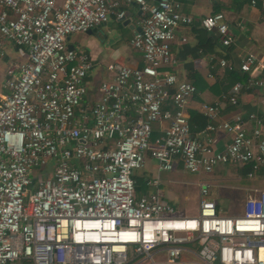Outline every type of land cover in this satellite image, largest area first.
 Returning a JSON list of instances; mask_svg holds the SVG:
<instances>
[{
    "label": "built area",
    "instance_id": "1",
    "mask_svg": "<svg viewBox=\"0 0 264 264\" xmlns=\"http://www.w3.org/2000/svg\"><path fill=\"white\" fill-rule=\"evenodd\" d=\"M130 4L140 12L130 45L142 66H109L113 76L91 99L84 82L91 60L65 40L110 16L123 20L120 7ZM178 7L174 0H0V46L7 41L26 54L7 69L0 98V264H264V190L247 191L240 216L221 215L203 183L193 217L177 216L158 193L135 195L131 176L146 155L164 172L175 159L196 175L219 165L248 167V178L264 170V131L246 135L237 116L216 121L218 102L201 104L207 122L191 135L184 108L195 88L164 70L175 29L192 23ZM199 25L229 46L221 13ZM259 65L249 54L238 69L264 93V78H254ZM241 89L234 84L221 100L234 106ZM166 100L174 112L162 108ZM158 122L167 126L152 139ZM219 132L230 141L216 152L210 135Z\"/></svg>",
    "mask_w": 264,
    "mask_h": 264
},
{
    "label": "crops",
    "instance_id": "2",
    "mask_svg": "<svg viewBox=\"0 0 264 264\" xmlns=\"http://www.w3.org/2000/svg\"><path fill=\"white\" fill-rule=\"evenodd\" d=\"M155 3L156 0H145ZM178 3L181 14L191 18L190 26H178L174 31V38L169 43V53L172 64L164 70L173 74L177 82H187L195 88L184 108V114L189 125L191 135L203 130L207 120L202 115L201 104L218 102L216 121H229L237 116L244 123L246 135L252 129L260 127L264 131V93L261 89L247 85L248 75L239 71L241 61L249 54L253 55L260 64L254 78H264V0H174ZM124 19L117 20L110 16L106 23L95 27L90 32L78 33L65 40V46L70 49L86 53L91 60L92 67L86 73L84 82L87 96L96 99L99 96L98 86L110 80L119 67L140 68L141 54L133 49L130 41L139 28L140 12L137 5L121 6ZM221 13L231 35L229 46L219 44L213 32H207L199 25V20L208 14ZM76 34V33H75ZM74 35V34H72ZM181 39H184L182 42ZM25 49L7 41L0 46V98L7 94L5 87L6 72L15 64L24 63ZM223 60L229 67L219 65ZM250 76V75H249ZM240 84L242 89L234 106L222 101L234 84ZM165 110L173 111L171 103H165ZM254 119H249V115ZM167 122L152 125V139L163 134ZM213 137L214 151L220 152L229 143L228 133L219 132ZM172 175H181L184 170L177 159L173 161ZM164 171H158L156 162L146 155L143 168L133 174L138 177L135 195L158 193L162 201L168 203L172 196L170 184L178 183L175 178L167 179L161 176ZM246 167L219 165L213 171L203 176L197 183L208 186V199L216 205L221 215L232 216L240 211L242 202L249 189L264 190V171L257 172L253 177H246ZM156 181V186L151 185ZM196 183V188H197ZM135 187V186H134ZM198 193V190H197ZM164 198V199H163ZM228 202L229 207L222 210L219 201ZM169 204V203H168Z\"/></svg>",
    "mask_w": 264,
    "mask_h": 264
},
{
    "label": "rangeland",
    "instance_id": "3",
    "mask_svg": "<svg viewBox=\"0 0 264 264\" xmlns=\"http://www.w3.org/2000/svg\"><path fill=\"white\" fill-rule=\"evenodd\" d=\"M75 35H78V33L71 36ZM206 175L190 174L186 171L182 172L181 175L175 176L169 172L162 173L161 176H167V179L174 180L175 178L179 181L178 183L170 184V192L172 193V196L167 198L169 200L168 203L174 207L177 216L193 217L197 215L198 198L196 183L202 176L203 178H206ZM219 204L223 211H225L226 207H229L228 202L224 200H220ZM239 210L240 211L232 216L242 215V207H240Z\"/></svg>",
    "mask_w": 264,
    "mask_h": 264
},
{
    "label": "trees",
    "instance_id": "4",
    "mask_svg": "<svg viewBox=\"0 0 264 264\" xmlns=\"http://www.w3.org/2000/svg\"><path fill=\"white\" fill-rule=\"evenodd\" d=\"M165 103H171L172 104V102H171V100H166L163 104H162V108L164 109V106H165ZM173 105V104H172ZM173 107H174V109H173V111H170V112H174L175 111V106L173 105ZM247 168V170L249 171V168L248 167H246ZM260 171H264L263 169H261ZM134 173V172H133ZM131 178H132V180L134 181V186H135V189H136V187H137V185H138V177L137 176H135L134 174H132V176H131Z\"/></svg>",
    "mask_w": 264,
    "mask_h": 264
},
{
    "label": "water",
    "instance_id": "5",
    "mask_svg": "<svg viewBox=\"0 0 264 264\" xmlns=\"http://www.w3.org/2000/svg\"><path fill=\"white\" fill-rule=\"evenodd\" d=\"M156 1H158V0H156ZM92 31V30H91ZM87 32H90V31H87ZM68 49H70V48H68Z\"/></svg>",
    "mask_w": 264,
    "mask_h": 264
}]
</instances>
